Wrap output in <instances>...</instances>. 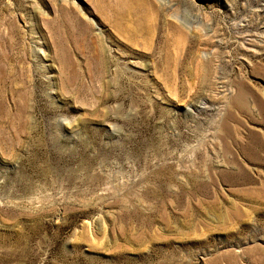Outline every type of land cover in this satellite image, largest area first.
I'll use <instances>...</instances> for the list:
<instances>
[{
	"label": "rangeland",
	"instance_id": "374dc122",
	"mask_svg": "<svg viewBox=\"0 0 264 264\" xmlns=\"http://www.w3.org/2000/svg\"><path fill=\"white\" fill-rule=\"evenodd\" d=\"M0 264H264V0H0Z\"/></svg>",
	"mask_w": 264,
	"mask_h": 264
}]
</instances>
